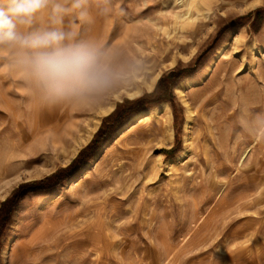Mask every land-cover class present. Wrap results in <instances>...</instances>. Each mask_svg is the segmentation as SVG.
I'll return each instance as SVG.
<instances>
[{
	"label": "rangeland",
	"instance_id": "obj_1",
	"mask_svg": "<svg viewBox=\"0 0 264 264\" xmlns=\"http://www.w3.org/2000/svg\"><path fill=\"white\" fill-rule=\"evenodd\" d=\"M184 2L89 0L84 20L68 14L51 24L50 10L34 17L31 30L61 28L74 42L104 53L109 86L88 93L87 106L75 114V135L99 115L101 123L72 158L73 137L57 145L48 140L38 154L14 157L8 170L14 112L28 119L30 99L51 95L21 66L16 49L0 46V207L20 185L69 165L119 103L152 92L172 70L187 69L179 82L193 81L183 95L174 89L177 82L172 101L165 100L172 110V139L165 117L135 118L164 101L139 111L71 178L48 191L23 194L2 248L14 239L20 248L34 238L36 246L26 256L46 250L44 264H264V0H207L203 13L191 10L193 22ZM104 8L107 14H101ZM221 47L225 56L200 79ZM158 72L153 90L131 98L137 85ZM183 99L194 112L189 155L169 166L184 148ZM111 103L114 110L101 114ZM41 213L53 226L36 234ZM91 225L101 241L97 250L93 233H85Z\"/></svg>",
	"mask_w": 264,
	"mask_h": 264
},
{
	"label": "bare ground",
	"instance_id": "obj_2",
	"mask_svg": "<svg viewBox=\"0 0 264 264\" xmlns=\"http://www.w3.org/2000/svg\"><path fill=\"white\" fill-rule=\"evenodd\" d=\"M206 3H207V0H185L183 5L187 7L188 9V12L186 11L187 12L186 18L188 19V22L194 21L193 16L191 14V10H195L198 14L200 12L203 13L200 7L202 5L206 6ZM226 52H227L226 47L219 48L218 53L209 62L204 75L200 79H203L204 77L209 75L210 70L216 64V59L221 57L222 55L225 56ZM102 62H103V65L105 66L106 62L104 61ZM160 76L161 74L158 72L154 74L149 80H146L143 83V85H137L136 87L137 89H135L136 92L131 94V98L141 95L144 89L146 91L153 90ZM192 83L193 81L191 79H185L179 82L178 84H176L174 86V89L177 92V94L183 95L182 93H183L184 85L186 84L191 85ZM88 93H74V94H69L65 96L51 95L50 98H48L46 101H45L44 96H42L43 97L42 98L38 94V96H35V98L30 99V105H29L28 114H27L28 119H24L23 117L24 112L20 115L19 113L14 112L13 122H11V124H8V170L15 163L13 162L14 157H16L17 155H20L21 158L24 160V158L29 157L28 155H36L38 154V152L41 151L40 150L41 148H44L46 146L48 140H50L53 144L57 145L60 142L65 144L67 143V139L69 137H73L75 140V144L72 150L70 151L69 158H72V156H74L78 152L79 148L86 145V143L90 141L94 132L98 129L101 123V116L99 115V117H97V119L95 120V122H93L91 126H89L86 129H83L82 135L79 138L75 135V130L78 127V124L80 122V121L77 122V120L79 119L75 120V117H76L75 114L80 113L82 109L83 110L85 109V105L87 106L89 102V100L87 101L88 99L87 97L90 95V93L89 95ZM21 101H22V98H21ZM66 104L67 106H64ZM91 104L89 103L90 106ZM183 104L186 107V121L184 124V148H182L180 153L177 155L176 159H172L170 161L169 166H172V165L174 166L178 164L179 162L183 160L184 157L189 155L191 122L193 119L194 112L191 109L188 101H186L185 99H183ZM62 105L64 107H62ZM10 106H13V105H10ZM114 107H115L114 103H111L105 106L103 110L101 109L102 110L101 114L107 115L111 113L114 110ZM19 108L21 109V107ZM141 115H144L145 118L143 119L145 120L148 118L151 119V118L160 117V116L165 117L168 123V136L170 139H172L173 128L170 125V120L172 118V110L168 102L164 101L152 109H148L144 112H141L140 114L135 115V118L141 117ZM262 134L263 133L261 130L260 138L259 137L254 138V141H253L254 145L252 146V148L250 147L251 149L250 151H253L252 150L253 147H255L257 142L261 140ZM30 137H32V140L28 142ZM247 149H245L243 153H245ZM244 158L245 157H243V154H242L241 162L245 160ZM95 159L98 160V157L96 156ZM72 179L74 180L75 177H73ZM261 181H263V179ZM257 188H260V187H257ZM223 191H224V188H223ZM261 191L262 190L260 188L259 192ZM40 218H41V225L39 229L36 231V234L39 232L49 231L53 226V224H51V222L46 218L44 213L40 214ZM154 222L155 221L153 217L151 221V225ZM88 232L93 233L92 225L86 230L85 233L87 234ZM18 242H19V239H14L12 242L7 241L4 243V246L2 248V254H1V261L3 264H42L43 263V259L46 255L45 254L46 250H39L37 255L33 256L32 258H29L28 256H26V253H28L29 250L33 249L36 246V239L30 238L28 240H25L24 242H22V245L20 244L21 245L20 248H16ZM93 242H94L93 250H97L98 247H101V241L99 240L96 233H93ZM27 261H29L30 263H28Z\"/></svg>",
	"mask_w": 264,
	"mask_h": 264
},
{
	"label": "clouds",
	"instance_id": "obj_3",
	"mask_svg": "<svg viewBox=\"0 0 264 264\" xmlns=\"http://www.w3.org/2000/svg\"><path fill=\"white\" fill-rule=\"evenodd\" d=\"M89 0H0V46L14 48L21 66L53 96L88 93L109 86L98 48L74 42L72 33L56 27L31 30L34 17L50 10L51 24L68 14L84 20ZM107 14L109 9H101ZM25 29V30H22Z\"/></svg>",
	"mask_w": 264,
	"mask_h": 264
},
{
	"label": "trees",
	"instance_id": "obj_4",
	"mask_svg": "<svg viewBox=\"0 0 264 264\" xmlns=\"http://www.w3.org/2000/svg\"><path fill=\"white\" fill-rule=\"evenodd\" d=\"M185 72H187V69L183 71L172 70L159 79L152 92L146 93L136 99L119 103L114 112L104 118L101 127L96 132L91 142L79 152L69 165L60 168L43 180L20 185L12 196L7 198L0 207V252L3 245V238L6 233V227L17 206L18 200L25 192L30 190L48 191L75 175L81 168L90 162L92 157L98 153L104 143L111 138L115 130L124 122L128 121L133 115L143 109L153 107L162 101H172V87L185 77Z\"/></svg>",
	"mask_w": 264,
	"mask_h": 264
}]
</instances>
